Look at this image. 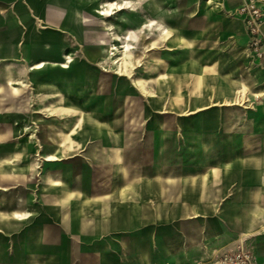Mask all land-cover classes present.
Wrapping results in <instances>:
<instances>
[{"label":"crops","instance_id":"obj_1","mask_svg":"<svg viewBox=\"0 0 264 264\" xmlns=\"http://www.w3.org/2000/svg\"><path fill=\"white\" fill-rule=\"evenodd\" d=\"M245 1L0 0V264H264Z\"/></svg>","mask_w":264,"mask_h":264},{"label":"built area","instance_id":"obj_2","mask_svg":"<svg viewBox=\"0 0 264 264\" xmlns=\"http://www.w3.org/2000/svg\"><path fill=\"white\" fill-rule=\"evenodd\" d=\"M237 13L241 16L247 36L248 47L253 55L258 60H264V36L261 31L262 12L257 6L255 0H246L243 2ZM252 256L242 247L235 250L223 252L216 256L213 264H251Z\"/></svg>","mask_w":264,"mask_h":264},{"label":"bare ground","instance_id":"obj_3","mask_svg":"<svg viewBox=\"0 0 264 264\" xmlns=\"http://www.w3.org/2000/svg\"><path fill=\"white\" fill-rule=\"evenodd\" d=\"M103 13V12H102ZM113 49L115 50V47H113Z\"/></svg>","mask_w":264,"mask_h":264}]
</instances>
